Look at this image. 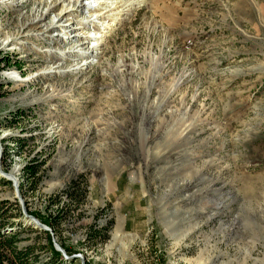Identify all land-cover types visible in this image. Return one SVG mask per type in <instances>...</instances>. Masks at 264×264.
Wrapping results in <instances>:
<instances>
[{
	"label": "rangeland",
	"instance_id": "374dc122",
	"mask_svg": "<svg viewBox=\"0 0 264 264\" xmlns=\"http://www.w3.org/2000/svg\"><path fill=\"white\" fill-rule=\"evenodd\" d=\"M45 1L0 0L4 47L25 43L19 68L0 52V147L21 128L33 165L0 173L2 217L58 215L65 264H264V0H141L88 54L30 29Z\"/></svg>",
	"mask_w": 264,
	"mask_h": 264
},
{
	"label": "bare ground",
	"instance_id": "6f19581e",
	"mask_svg": "<svg viewBox=\"0 0 264 264\" xmlns=\"http://www.w3.org/2000/svg\"><path fill=\"white\" fill-rule=\"evenodd\" d=\"M3 1H5L4 3L7 5H16L22 0H2V2ZM49 1V3H47L46 1V3L44 2V6L46 5V13L52 11L51 7H53L55 4H58V2H62V5H60L61 8L57 12L51 14V17H49L47 21H44V16H42L41 13L34 15L30 21V23L32 24L30 29L37 28L39 26L41 31L40 33H38V35H41L47 32L49 28L57 26L59 31L47 34L49 38H55L56 35H60L62 46L66 44L67 46L69 45V50L73 52L79 51L80 53L88 54L89 50L92 49H94L93 52L97 51L98 49H104L103 45L106 40V34L114 27V25L117 23L116 21L119 20V18L116 16L120 15L121 11L126 10L125 8H127L128 10L131 5H134L135 3L138 4L141 0ZM83 1H86L88 5ZM122 4L124 5V7L120 8ZM42 13L44 14V12ZM67 15H69V17H67ZM85 27L94 29L95 32H90L94 34L90 35L86 32V30L84 31ZM0 36V47H4L6 44L11 43L10 41L13 35H11V33L9 32L4 31L1 22ZM22 44H25L24 41L21 42L18 40H14L10 48H17ZM67 46L65 47L67 48ZM46 51L50 53V50ZM65 51L67 50H57L61 57L65 55ZM96 56L97 54H91L90 59L84 60L80 64H77L74 69L85 68L90 61L94 60L93 57ZM56 71H59V63H57L56 65H50L45 69L43 68V70H41L38 74H49Z\"/></svg>",
	"mask_w": 264,
	"mask_h": 264
},
{
	"label": "trees",
	"instance_id": "16d2710c",
	"mask_svg": "<svg viewBox=\"0 0 264 264\" xmlns=\"http://www.w3.org/2000/svg\"><path fill=\"white\" fill-rule=\"evenodd\" d=\"M33 165L26 166V174L32 173ZM7 204L6 200H0V264L6 261L9 264H65L67 260L60 259V254L55 251L51 246L50 235L46 231H41V229L32 227L26 224L22 217L16 221H9L6 217H2L4 214L5 205ZM14 206L15 215H19L18 207L12 203ZM40 219L44 221L52 230H54L55 222L58 220V215H42ZM24 230H32L41 232L44 234L45 242L39 245L40 248L44 249L43 251H48L49 256L46 260L39 259L37 255H33L32 249L33 245H24L22 247H17V242L19 241L18 234ZM91 237L95 236V232L91 231ZM7 253L9 257H6ZM37 254V253H36ZM30 257V258H29ZM55 259H59L56 260ZM54 261V262H52ZM75 262L74 259L73 261ZM69 262V263H70ZM68 263V264H69ZM77 264V263H74Z\"/></svg>",
	"mask_w": 264,
	"mask_h": 264
},
{
	"label": "built area",
	"instance_id": "2783aa9c",
	"mask_svg": "<svg viewBox=\"0 0 264 264\" xmlns=\"http://www.w3.org/2000/svg\"><path fill=\"white\" fill-rule=\"evenodd\" d=\"M0 50H1L0 51L1 58L3 62L10 63L14 66L17 65V67L19 68L20 66L19 62L23 60L22 59L23 55H20V53L19 54L16 53V50L19 52L17 48H9V46H7V47H1ZM18 68H16L15 70L14 69L9 70L7 72L14 71L21 77H26V76L21 75V72ZM5 78L11 79L8 77H5ZM16 119H18V117H16ZM18 131L19 132H16L15 129L13 130L9 129L8 136L5 137L4 141L2 142L3 146L0 147V151L4 153L3 155H4L5 161H7V158H8L9 159L8 161H10L11 164H10V167H8L6 170H4L2 167V169L0 170V173L7 174L11 172L12 174H14L15 183L18 185H23L24 184L23 179L25 178L24 174L26 171V166L31 165L32 161L30 160V158H26L23 152V146H24L23 140H25L27 137L26 133L24 130H23L24 132H21V128Z\"/></svg>",
	"mask_w": 264,
	"mask_h": 264
},
{
	"label": "water",
	"instance_id": "95a60500",
	"mask_svg": "<svg viewBox=\"0 0 264 264\" xmlns=\"http://www.w3.org/2000/svg\"><path fill=\"white\" fill-rule=\"evenodd\" d=\"M19 204H20V211H21L23 221L32 227L47 231L49 233V235L51 236L50 241L52 243L54 250L58 251L63 259L68 260V259L78 258L81 260L82 256L80 254L66 255L65 251L54 241V239L52 237L53 233L51 232L52 231L51 228L49 226L45 225L44 223H41L40 221H38L33 216L27 214L25 211V208L21 204V201L19 202Z\"/></svg>",
	"mask_w": 264,
	"mask_h": 264
}]
</instances>
